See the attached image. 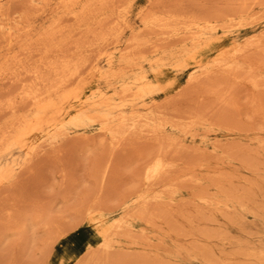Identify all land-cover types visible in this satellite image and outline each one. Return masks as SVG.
Wrapping results in <instances>:
<instances>
[{"label": "rangeland", "instance_id": "374dc122", "mask_svg": "<svg viewBox=\"0 0 264 264\" xmlns=\"http://www.w3.org/2000/svg\"><path fill=\"white\" fill-rule=\"evenodd\" d=\"M59 1L0 0V12L5 10L0 13V127L7 126L14 117L23 116L30 121L32 130L29 136H23L9 152L0 156V170L3 173L0 182V264H76L82 257L87 259L88 252L93 249V255L99 252L101 256L103 251L99 248L104 239L99 235L96 224L83 217L87 206H94L97 212L100 208L106 215L108 225L120 221L121 227H113L112 243L106 250L109 251L108 255L106 252L101 260L98 258L93 264H264V0H260L262 3L258 5L259 0H124L131 5L126 20L114 27L112 24L117 19L116 22L102 23V17L86 25L87 17L84 14L75 16L58 10L56 3ZM28 4L30 9L27 8ZM161 6L177 12L207 16L241 9L243 24L228 26V30L226 27L225 30L219 29L203 36L197 44L200 45L197 59L187 61L185 66L175 68L167 65L155 71L148 67L158 91L138 106L125 107L123 115L128 120L132 116L140 118L142 115L151 118L147 121L146 117H142L137 128L131 131L133 135H126L125 138L123 135L116 143L99 118L107 110L95 108L91 103L100 90H107L109 95L113 93L112 88L106 89L107 84L102 77L120 67L117 62L121 50L127 47L128 39L136 32L151 42L163 41L162 38L172 39L164 44L161 41V44L153 42L158 45V52L175 51L192 42V34L173 38L172 30L168 28L161 31L148 29V32L146 29L144 35L143 18ZM7 16L10 18L8 22H11V25L7 22L8 27L4 25ZM105 25L110 27L106 28ZM110 29L117 32H107ZM51 30L54 40L49 45L45 38ZM93 31L110 34L107 37L109 45L82 47L88 45L89 40H95ZM9 32L12 35L7 34ZM91 33L94 34L93 38ZM7 39L11 40L10 43ZM78 43L81 51H75L77 47L74 45L78 46ZM78 57H84L81 59L84 63ZM63 58L76 63L74 70L67 72L71 74L67 85L45 100L42 108L36 105L30 107L32 97H27L26 93L30 92V87L38 88L36 84L39 82L33 71L39 69L40 74H45L49 64L61 62ZM43 64L46 65L44 68ZM238 67L241 68L237 71L240 74L235 72ZM29 72L34 76L27 77ZM49 73L46 74L49 80L47 88L53 84V74L49 77ZM207 76L212 78L208 79ZM190 83L193 86L196 83L201 85L194 88ZM190 86L194 89L189 90ZM201 91L204 94H200ZM171 102H174V107L170 105ZM9 103L15 104V113L5 109ZM25 104H28V108ZM151 110L154 113L148 114ZM165 111L168 114H161ZM194 111L198 121H195L197 115H193ZM202 112H210V116L206 113L201 118ZM118 114L117 111L109 113L115 118ZM221 117L223 120L219 119ZM142 119L145 125L141 123ZM187 119H194L195 123ZM186 122L189 123L188 127L192 126L185 131ZM166 136L170 137V141ZM162 140L169 144L168 148L165 149L166 144L163 147ZM234 149L235 152H231ZM160 150H163L162 153L166 151V156L170 158L168 160L166 157L165 180L161 175L163 179H159L162 183L157 179L150 186L143 182L144 169ZM113 152L114 161H110L108 158ZM109 161L112 165L108 174L110 177L104 182L100 177L104 165ZM168 163L174 164L175 168ZM145 186L150 187L147 194ZM90 197H95L93 201H96H90ZM137 197H140L139 202H134ZM99 198H102L101 201ZM134 207L137 209L134 210ZM101 208H105L104 211ZM57 225L67 230H61L63 234L57 239L60 240L52 242L51 233L56 231ZM54 243H57L56 246Z\"/></svg>", "mask_w": 264, "mask_h": 264}, {"label": "bare ground", "instance_id": "6f19581e", "mask_svg": "<svg viewBox=\"0 0 264 264\" xmlns=\"http://www.w3.org/2000/svg\"><path fill=\"white\" fill-rule=\"evenodd\" d=\"M25 1H27V0H25ZM31 1V0H30ZM40 1V0H39ZM129 1V0H128ZM243 1V0H242ZM251 1H253V0H251ZM255 2H258V0L256 1V0H254ZM263 1V0H262ZM262 1H260L259 0V2L258 3H256L257 5L258 4H260V3H262ZM88 2H91L89 5H86ZM248 2H250V0H248ZM247 1H246V3H248ZM255 2H254V4H255ZM25 3V2H24ZM30 3V2H29ZM46 4H47V2H45ZM49 3V2H48ZM109 3H112L111 5H109ZM235 3V2H234ZM240 3H242V2H240ZM239 3V4H240ZM51 4V3H50ZM157 4V3H156ZM24 5V4H23ZM37 5V4H36ZM86 5V6H85ZM250 5V4H249ZM41 6V5H40ZM131 6V5H130ZM126 2H124V0H60L59 2H57L56 3V7H57V9L58 10H61V11H63L64 13H67V14H74L75 16H79V15H85L86 17H87V21L85 22V24L87 25V23H89V25H91V21L94 19V21H95V18H100V17H102L101 18V21H102V23H104V22H108V23H110V22H116L115 24L113 23H111L112 24V26L114 27L116 24H121V22L122 21H125L126 19H125V16H126V13L128 12V10H129V7H130ZM246 6H248V5H246ZM46 7H47V5H46ZM224 7V6H223ZM229 8H231V7H234V6H228ZM239 7V6H238ZM238 7H236V9L238 8ZM251 8H252V6H250ZM27 8L28 9H30L29 8V4H28V6H27ZM31 8H32V6H31ZM224 8H226V7H224ZM244 8H245V6H244ZM5 9H7V8H5ZM26 9V8H25ZM37 9V8H36ZM42 9H44V8H42ZM42 9H40L41 11H42ZM239 9V8H238ZM11 10V9H10ZM9 10V11H10ZM33 11H35V8H33L32 9ZM38 10H39V8H38ZM226 10H227V8H226ZM240 10L241 9H239V10H236L235 12H230V11H228V12H222V13H218V14H216V15H212V16H207V15H198V14H189V13H186V12H184V13H182V12H177V11H173L172 9H170V8H168V7H166V6H161V7H158V8H156V9H154V10H152L150 13H148L144 18H143V25H144V31L147 29V32H148V29H154V28H156V29H159L160 31H161V29L163 30H166L167 28L168 29H171L172 30V35H173V38L174 37H177V36H179V35H184V36H186L187 35V37L190 35V34H192L193 35V37H192V42H190V43H186V45L185 46H183V47H181V48H179V49H177V50H175V51H171V52H158V45H156V44H154V43H159L161 40H158V42L156 41H150V40H147V39H145V38H143L140 34H138V32H136L137 34L136 35H132V38L129 40L128 39V44H126L127 45V47L125 48V49H123V50H121V52H120V55H119V59H118V64H119V68L117 69V70H114L113 71V73H111V74H108V75H104L103 77H102V79H104V82L107 84V87H106V89L107 88H112V91H113V93L111 94V95H109V93H108V91L107 90H100L95 96H94V98H93V100H92V103H91V105L93 106V107H95V108H102V109H106L107 111L103 114V115H101V116H99V118H100V120L106 125V127H107V129H108V131H109V133H110V135L112 136V139L113 140H116V143H117V141H119V140H121L122 138H121V136H123V135H125V136H123L124 138L125 137H127L126 135H130L131 134V131L133 132V130H135V128H137V126L139 125V123H140V120H141V118L142 117H146L145 119L147 120V119H149V118H151V117H147V115L146 116H143L142 115V113H141V115H142V117H140V118H135L134 116H132L133 118H129V120H128V118H126L125 119V117H124V115H123V111H124V108L125 107H127V106H129V107H134V106H138L139 104H142V103H144L149 97H151L152 95H154L157 91H158V85L151 79V74H150V72L148 71V67L152 70V71H155V70H158V69H162L164 66H167V65H170V66H172V67H175V68H179V67H182V66H185V64H187V61H190V60H196L197 59V53H198V49H199V47H200V45H197L198 44V42L200 41V40H202L201 38H203V36H205L206 34H210V33H215V32H217L219 29H223V30H225L226 29V27H227V30H228V26H237V25H242L243 24V17H244V15L243 14H240ZM250 9L248 8L247 9V11H249ZM252 10H253V8H252ZM3 10H1V12L0 13H3L2 12ZM8 11V10H7ZM7 11H6V14H7ZM23 11V10H22ZM237 11L239 12V13H237ZM44 12V11H43ZM245 12V11H244ZM250 12V11H249ZM26 13V12H25ZM34 13V12H33ZM37 13H39V14H41L39 11L37 12ZM259 13H260V11H259ZM5 14V13H4ZM9 14V13H8ZM21 14V13H20ZM23 14V13H22ZM31 15L32 14H30V17H31ZM35 15V14H34ZM37 16H39L38 14H36ZM14 16V15H13ZM36 16V17H37ZM75 16H74V18H75ZM9 17H12V16H10L9 15ZM8 16H7V20L6 19H4V20H6V22L4 23V25L5 26H7L8 25V20L10 19ZM16 17V16H15ZM20 17V16H19ZM23 17H25V16H23ZM22 17V18H23ZM29 17V18H30ZM33 17V16H32ZM31 17V18H32ZM13 18V17H12ZM11 18V19H12ZM260 18V17H259ZM259 18H257V19H259ZM18 19V18H17ZM26 19H27V16H26ZM25 19V20H26ZM53 19V18H52ZM51 19V20H52ZM117 19V20H116ZM262 19H263V17H262ZM15 20V19H14ZM19 20V19H18ZM76 20V19H75ZM116 20V21H115ZM13 21V20H12ZM24 21V20H23ZM83 21V20H82ZM254 22H255V19L253 20ZM253 21H251V22H253ZM262 21V20H261ZM8 22V23H7ZM18 22H21V21H18ZM28 22V21H27ZM250 22V23H251ZM3 23H1V24H3ZM79 23H80V21H79ZM78 23V24H79ZM101 23V24H102ZM10 25H11V22L9 23ZM13 24V23H12ZM123 24H125L124 22H123ZM252 24H254V23H252ZM67 25H68V23H67ZM88 25V26H89ZM9 26V25H8ZM7 26V27H8ZM14 26H15V24H14ZM17 26V25H16ZM15 26V27H16ZM20 26V25H19ZM111 26V29L113 28ZM127 26V25H126ZM13 27V26H12ZM21 27V26H20ZM19 27V28H20ZM30 27V26H29ZM68 27V26H67ZM69 27H70V25H69ZM80 27H82V25L80 26ZM90 27V26H89ZM96 27V26H95ZM104 27H108V25H105ZM110 27V26H109ZM108 27V28H109ZM241 27H244V26H241ZM246 27V26H245ZM0 28H1V26H0ZM86 28V27H85ZM91 28V27H90ZM225 28V29H224ZM234 28V27H233ZM12 28H9V30H11ZM16 29H18L17 27H16ZM28 29V28H27ZM26 29V30H27ZM31 29V28H30ZM89 29V28H88ZM101 29V28H100ZM107 30V32L109 31V33L112 31V32H115V31H113V30ZM122 29V27L119 29L120 30V32L122 31L121 30ZM232 29V28H231ZM2 30V29H1ZM19 30V29H18ZM23 30V29H22ZM26 30H25V32H26ZM53 30V29H52ZM52 30H51V32L50 33H48V35H46V41L49 43V45L50 44H52V41L54 40V38H53V33L54 32H52ZM56 30H57V27H56ZM89 31H92L91 29H89ZM106 31V30H105ZM38 32V31H37ZM84 32H86V31H84ZM83 32V34H85ZM87 32H88V30H87ZM94 33H95V35L94 34H92V38H93V35H94V38L93 39H95L94 41H91L90 42V40L88 41L89 43H87L88 45H82V47H98V48H100V47H103V46H105V45H109V43H108V36L110 37V34H108L107 32H103V31H100V32H95V31H93ZM111 32V33H112ZM117 32V31H116ZM120 32L118 33V34H120ZM167 31H165V33H166ZM22 33V32H21ZM90 33V32H89ZM142 33H144V32H142ZM7 34H11L12 35V32H9V33H7ZM35 34V33H34ZM82 34V35H83ZM90 34V35H91ZM146 34V31H145V33H144V35ZM149 34V33H148ZM155 34V33H154ZM5 35H6V32H5ZM15 35V34H14ZM51 35V36H50ZM89 35V36H90ZM158 35V34H157ZM160 35V34H159ZM118 36H120V35H118ZM149 36H151V35H149ZM5 37H7V36H5ZM10 37V36H9ZM13 37H15V36H13ZM12 37V38H13ZM81 37V36H80ZM115 37V39H117V36H114ZM158 37V36H157ZM160 37V36H159ZM1 38H2V36H1ZM8 38V37H7ZM84 38H87L86 36L84 37ZM5 39V38H4ZM75 39H79V38H75ZM89 39V38H88ZM163 39V41H161V42H163V44H164V42L166 41L167 42V40L170 42V41H172V39H165L164 40V38H162ZM8 40V39H7ZM10 40V39H9ZM8 40V41H9ZM80 40V39H79ZM79 40H76V41H79ZM84 40V44H86L85 43V39H82V41ZM113 40V39H112ZM11 41V40H10ZM10 41H9V43H10ZM75 41V42H76ZM82 41H80V44H83V42ZM206 41V40H205ZM74 42V44H76ZM82 42V43H81ZM154 42V43H153ZM161 42H160V44H161ZM201 42V41H200ZM250 42V41H249ZM115 43V42H114ZM174 43V42H173ZM7 44V43H6ZM154 44V45H153ZM36 46H37V44H36ZM71 46H73V45H71ZM70 46V47H71ZM74 46H76L77 47V49L75 50V51H77L78 49H80V51L82 50V48H79V43H78V46L77 45H74ZM21 47V46H20ZM106 47V46H105ZM263 47H264V45H263ZM54 48V47H53ZM91 48H89V49H91ZM241 48V47H240ZM239 48V49H240ZM23 49H24V47H23ZM39 49V48H38ZM56 49V48H55ZM59 49V48H58ZM70 50V49H69ZM47 51H50V50H47ZM61 51V50H60ZM79 51V50H78ZM103 52V51H102ZM236 52V51H235ZM254 52V51H253ZM256 52V51H255ZM259 52V51H258ZM82 53V52H81ZM80 53V54H81ZM91 53V52H90ZM154 53V55H152ZM238 53V52H237ZM25 54V53H24ZM51 54V53H50ZM59 54V53H58ZM86 54H88L87 52H86ZM148 54V55H147ZM236 54V53H235ZM259 54V53H258ZM55 55V54H54ZM65 55H66V53H65ZM81 55H83V54H81ZM233 55V54H232ZM77 56H78V54H77ZM100 56V55H99ZM22 57V56H21ZM73 57V56H72ZM72 57L70 58L71 60H72ZM237 56L235 55V58H236ZM246 57V56H245ZM60 57H58L56 60H58ZM79 59H80V57H78ZM243 58V57H242ZM21 59V58H20ZM69 58L67 59V60H64V58H63V61H61V62H59V61H55V62H52L51 64H49V66H47V68H46V70L49 72L50 71V73H49V77H50V75H52L53 74V77L51 76V78H53V79H51V81H52V85H50V87L49 88H47V86H49L48 85V83H49V80L47 79L48 78V76L46 75V74H48V72L46 73L45 71V74H43V73H39V69H37L36 70V72L38 71V73L36 74V72H34L33 70V73H35V79L36 80H38L39 82L36 84L37 85V87L38 88H36V87H34V88H27L30 92H28V93H26V95L28 94V96L27 97H32V102H33V104L31 105H29L30 107H34L35 105L37 106V107H40V108H42V106H43V103H45V100H48V99H50V97L53 95V94H57L58 92H59V90H61V89H63L66 85H67V83H68V81H69V77H70V75H68L67 74V72H70V70L72 71V70H74L73 69V67L75 68V66H76V63H74L73 61H71ZM82 59V58H81ZM80 59V60H81ZM83 59H84V57H83ZM82 59V60H83ZM91 59V58H90ZM247 59H248V56H247ZM40 60H41V58H40ZM61 60V59H60ZM81 60V62H83L84 63V61H82ZM231 60V59H230ZM49 61V60H48ZM51 61H53V60H51ZM79 60H77V62H78ZM229 61V60H228ZM237 61V60H236ZM252 61V60H251ZM44 62H46V61H44ZM234 62V61H233ZM3 63V62H2ZM20 64H22L21 62H19ZM32 63V62H31ZM41 63V62H40ZM50 63V62H49ZM145 63H147L148 64V66H146V64ZM80 64V63H79ZM86 64V63H85ZM235 64V63H234ZM9 65V64H8ZM30 65V64H29ZM34 65V64H33ZM208 65V64H207ZM22 66H25V65H22ZM32 66V65H31ZM35 66V65H34ZM38 66V65H37ZM44 66H46V65H44L43 64V68H44ZM212 66V65H211ZM219 66V65H218ZM228 66H230V65H228ZM228 66L226 67V69L228 68ZM236 66V65H235ZM28 67V66H27ZM41 67V66H40ZM80 67H82L81 65H80ZM85 67H86V65H85ZM217 67V66H216ZM7 68V67H6ZM9 68V67H8ZM7 68V69H8ZM25 68V67H24ZM37 68V67H36ZM231 68V67H230ZM251 68V67H250ZM249 68V69H250ZM42 68H40V70H41ZM223 69V68H222ZM233 69V68H232ZM232 69H229L230 71L232 70ZM239 69H241V68H239L238 67V70H237V68L235 69L236 71V73H239L240 74V72H237V71H239ZM2 70H3V68H2ZM6 70V69H5ZM224 70V69H223ZM228 70V69H227ZM222 71V70H221ZM248 71H250V70H248ZM4 72V71H3ZM9 72H10V70H9ZM27 71H26V68H25V73H26ZM41 72V71H40ZM76 72V71H75ZM223 72V71H222ZM229 72V71H228ZM232 72H234V69H233V71ZM235 72H234V74H235ZM1 73V72H0ZM7 73V72H6ZM32 73V72H31ZM32 73V74H33ZM73 73V72H72ZM78 73V72H77ZM224 73V72H223ZM246 73V72H245ZM2 74V73H1ZM0 74V75H1ZM29 74H30V72H29ZM32 74H30V75H27V74H25V75H23V76H26L27 75V77L29 76L30 78L32 77V76H34V74L32 75ZM74 74V73H73ZM73 74H72V77H73ZM253 74V73H252ZM14 75V74H13ZM32 75V76H31ZM204 75V74H203ZM203 75H201V76H203ZM206 75H207V73H206ZM211 75V74H210ZM237 75V74H236ZM250 75H251V73H250ZM2 76V75H1ZM0 76V77H1ZM10 76V78H11V75H9ZM16 76V75H15ZM22 76V77H23ZM47 76V77H46ZM56 78H55V77ZM200 76V77H201ZM213 77H214V75H212ZM249 76V75H248ZM247 76V77H248ZM257 75H255V77H256ZM8 77V76H7ZM18 77V76H17ZM82 77V76H81ZM208 77V76H207ZM258 77V76H257ZM4 78V77H3ZM6 78V77H5ZM9 78V77H8ZM21 78V77H20ZM54 78H55V80H54ZM210 78H212L211 76H210ZM209 77H208V79H210ZM228 78V77H227ZM233 78V77H232ZM235 78V77H234ZM240 78V77H239ZM242 78V77H241ZM250 78V77H249ZM1 79V78H0ZM195 80H196V77L194 78ZM206 79V78H205ZM225 79V78H224ZM246 79V78H245ZM7 80V79H6ZM11 80H13V79H11ZM17 80V79H16ZM198 80V79H197ZM196 80V81H197ZM226 80V79H225ZM256 80V79H255ZM259 80V79H258ZM32 81H33V83L35 84V80H33V78H32ZM189 81H191V80H189ZM215 81V80H214ZM1 82V81H0ZM22 82V81H21ZM28 82H30V84H32L31 83V81H28ZM203 82V81H202ZM217 82V81H216ZM227 82V81H226ZM10 83H12V82H10ZM23 84H25L24 82H22ZM27 83V82H26ZM198 83V82H197ZM196 83V84H197ZM206 83V82H205ZM15 84V83H14ZM29 84V83H28ZM191 84V83H190ZM189 84V85H190ZM196 84H194V86L191 84V86H193L194 88H197L196 86H198V85H201V84H198V85H196ZM38 85H40V87L38 86ZM190 86V87H191ZM219 86V85H218ZM218 86H217V88H218ZM189 87V86H188ZM193 87H191L189 90H191V89H194ZM205 87H206V85H205ZM209 87V86H208ZM3 88V87H2ZM163 88V87H162ZM1 89V88H0ZM5 89V88H4ZM31 89V90H30ZM206 89H208V88H206ZM219 89V88H218ZM12 90V89H11ZM27 90V91H28ZM189 90H188V92H189ZM6 91V90H5ZM17 91V90H16ZM21 91V90H20ZM98 90H96V92H97ZM185 91V90H184ZM208 91V90H207ZM18 92V91H17ZM21 92H24V91H21ZM20 92V93H21ZM186 93H187V90L185 91ZM195 92V91H194ZM202 92V91H201ZM204 92H205V90H204ZM204 92H202V93H200V94H204ZM196 93V92H195ZM194 93V94H195ZM197 93L199 94V91H197ZM217 93V92H216ZM19 94V93H18ZM77 94V93H76ZM76 94H73V96L74 95H76ZM190 94V93H189ZM193 94V95H194ZM197 94V95H198ZM212 94V93H211ZM215 94V93H214ZM15 95V94H14ZM193 95H191L192 97H193ZM196 95V94H195ZM221 95V94H220ZM219 95V96H220ZM20 96V95H19ZM45 96V97H44ZM26 97V98H27ZM174 98H175V96H173ZM189 97V96H188ZM230 97V96H229ZM173 98V99H174ZM181 98H183L182 96H181ZM0 99H2V98H0ZM20 99V98H19ZM177 99V98H176ZM222 99V98H221ZM10 100L11 99H9L8 101L10 102ZM200 101L202 100V99H199ZM2 100H0V105H1V102ZM8 101H6L7 103H8ZM21 101V100H20ZM170 100H166L165 102H169ZM6 102H4L3 104H5ZM220 102V101H219ZM30 103V102H29ZM174 103V102H173ZM172 102H171V104L170 105H172L173 104ZM229 103V102H228ZM19 104H20V102H19ZM22 104H23V101H22ZM62 104V103H61ZM169 104V103H168ZM168 104H167V106H168ZM197 105V104H196ZM200 105H202L201 104V102H200ZM205 105V104H204ZM203 105V106H204ZM222 105H224V104H222ZM227 105V104H226ZM18 106V105H17ZM25 106H26V104H25ZM173 107L175 106V104L174 105H172ZM206 107H208L207 105H205ZM219 105H217L216 107H218ZM227 106H229V105H227ZM27 108H28V104H27V106H26ZM26 107H25V109H26ZM158 107V106H157ZM162 107H164V106H162ZM170 107V106H169ZM172 107V108H173ZM200 107V106H199ZM206 107H204L205 108V110H210V109H206ZM1 109H2V106L0 107ZM4 108V107H3ZM197 108V107H196ZM200 108H203L202 106L200 107ZM203 108V109H204ZM210 108V107H209ZM220 108V107H219ZM219 108H217V109H219ZM228 108V107H227ZM5 109H9V110H11V112L12 113H15V109H16V106H15V104H13V103H9V104H7L6 106H5ZM30 109V108H29ZM192 109H194V108H192ZM7 110H6V112H7ZM37 110H38V108H37ZM215 110V109H214ZM230 110V109H229ZM23 111V110H22ZM113 111H117V112H119V114H118V117H112V116H110L109 115V113H112ZM199 110L197 109V112H198ZM220 111V110H219ZM0 112H1V110H0ZM10 112V111H9ZM18 112H20V111H18ZM174 112H175V110H174ZM180 112V111H179ZM201 112V111H200ZM211 112V111H210ZM210 112L208 113V112H206L207 114H208V116H210ZM225 112V111H224ZM21 113V112H20ZM19 113V114H20ZM153 114L154 113V111L153 110H151L150 112H148V114ZM168 114L166 111L163 113H161V114ZM184 113V112H183ZM206 113H201V118H204L202 115L204 114H206ZM223 113V112H222ZM231 113V112H230ZM138 114H140V113H138ZM137 114V115H138ZM159 114V113H158ZM157 114V115H158ZM178 114V113H177ZM177 114H175V115H177ZM185 114V113H184ZM192 114V113H191ZM196 113H195V111H194V113H193V115H195ZM212 114V113H211ZM213 114L214 115H216L214 112H213ZM232 114V113H231ZM14 115V114H13ZM131 115V114H130ZM141 115H138V116H141ZM160 115V114H159ZM197 115V114H196ZM153 116V115H152ZM178 116H180V115H178ZM183 116V117H182ZM181 116V118H182V120L184 121V115H182ZM189 116H191V115H189ZM189 116H186V117H188V118H190ZM217 116V115H216ZM230 116V115H229ZM153 117H155V116H153ZM177 117V116H176ZM212 117V116H211ZM218 117V116H217ZM228 117V116H227ZM11 118V117H10ZM158 118V117H157ZM160 118V117H159ZM162 118V117H161ZM165 118V117H164ZM192 118V117H191ZM207 118V117H206ZM206 118L204 119L205 121H204V123L206 122ZM208 118H210V117H208ZM213 118V117H212ZM211 118V119H212ZM210 119V121H212V120H216V118L214 117V119H212L211 120ZM219 119H222V117L221 118H219ZM227 119V118H226ZM188 120V119H187ZM198 121V115H197V117H196V119H195V121ZM203 120V119H202ZM208 120V119H207ZM214 120V121H215ZM223 120V119H222ZM5 121H7V120H5ZM4 121V122H5ZM148 121V120H147ZM189 122H194L195 123V121H194V119H193V121H191V119L190 120H188ZM200 121V120H199ZM176 122V121H175ZM181 122V121H180ZM200 122H202V121H200ZM142 124H144L145 125V123H144V121H143V119H142V122H141ZM165 123H167V122H165ZM171 123H173V126H174V122H171ZM187 123L188 122H186V125H185V127H184V129H185V131L187 130V128H190V127H188L187 126ZM210 123V122H209ZM30 121L26 118V117H23V116H19V117H14V119L7 125V126H5V127H0V156L1 155H3V154H5V153H7V152H9L10 150H11V148L15 145V143L19 140V139H21L23 136H29V134L32 132V130H31V126H30ZM163 124V123H162ZM180 124V123H179ZM183 124V123H182ZM189 124V123H188ZM196 124H198L197 122H196ZM199 124H202L203 125V123H199ZM212 124V123H211ZM219 124V123H218ZM46 125V124H45ZM166 125V124H165ZM168 125V124H167ZM169 125H171L170 124V122H169ZM147 126H149V125H147ZM172 126V125H171ZM182 126V125H181ZM181 126H179L178 128L181 130ZM187 126V127H186ZM61 127V126H60ZM150 127V126H149ZM156 127V126H155ZM175 127V126H174ZM173 127V128H174ZM151 128V127H150ZM154 128V127H153ZM143 129H145V127L143 128ZM189 130V129H188ZM59 131V130H58ZM137 131V130H136ZM143 131V130H142ZM141 131V132H142ZM145 131V130H144ZM143 131V132H144ZM60 132V131H59ZM142 132V133H143ZM150 132V131H149ZM210 132V131H209ZM141 133V134H142ZM145 133H148V131L147 132H145ZM150 133H152V132H150ZM149 133V134H150ZM57 134V133H56ZM131 135H133V134H131ZM135 135V134H134ZM139 136H140V134H138ZM60 136H62V134L60 135ZM146 136V135H145ZM148 136V135H147ZM159 136V135H158ZM149 137L151 138V135H149ZM153 137V136H152ZM157 137V136H156ZM161 137V136H160ZM165 137V136H164ZM163 136H162V138H164ZM168 136H166V138H167ZM121 138V139H120ZM158 139L160 140V138L158 137ZM168 139V141H170L169 139H170V137H168L167 138ZM167 139H166V141H167ZM172 139V138H171ZM148 140V139H147ZM124 141V140H123ZM123 141H121V142H123ZM126 141V140H125ZM124 141V142H125ZM128 141V140H127ZM151 141V140H150ZM172 141V140H171ZM41 142V141H40ZM113 142V141H112ZM131 142V141H130ZM138 142V141H137ZM165 142V141H164ZM163 142V140L161 141V144H166V146L167 147H165V145L163 146V147H165V149L166 148H168V145H167V143H164ZM264 143V142H263ZM112 144V143H111ZM115 144V143H114ZM118 144H119V142H118ZM118 144H117V146L116 147H118ZM175 144V143H174ZM178 144V143H177ZM177 144H175V145H177ZM236 144V143H235ZM42 145H44V144H42ZM116 145V144H115ZM114 145V146H115ZM171 145V144H170ZM232 145V144H231ZM241 145H243V144H241ZM40 146V145H39ZM174 146V145H173ZM172 146V147H173ZM246 146V145H245ZM233 147V146H232ZM44 148H45V146H44ZM47 148V147H46ZM112 148H113V146H112ZM171 148V147H170ZM173 148H176V146H174ZM179 148V147H178ZM182 148V147H181ZM234 148V147H233ZM37 149V147L36 148H34V150H36ZM115 149V148H114ZM113 149V151L115 152V150ZM177 149V148H176ZM231 150H232V148H230ZM249 149V148H248ZM121 150V149H120ZM164 150V149H163ZM162 150V151H163ZM171 150V149H170ZM175 150V149H174ZM162 151L160 150V153L159 154H157L155 157H153L152 158V161H150L149 162V164H146L147 165V167H145L146 169H144V176L142 177L143 178V182H146V184H148V185H150V186H152L153 184H155L156 182V180L158 179V181L160 180L159 178H161V180L164 178V176H165V174H164V171H165V168H166V157L168 158V156H166V151L165 152H163L162 153ZM114 152L111 154V158L109 157L108 159L110 160V161H112L113 159H114ZM231 152H235V149H234V151H231ZM36 153V152H35ZM108 153H110V152H108ZM107 153V154H108ZM165 153V154H164ZM171 153V152H170ZM118 154V153H117ZM34 155V154H33ZM171 154H169V156H170ZM109 156V155H108ZM116 156V155H115ZM235 155H233V157H234ZM32 159V158H31ZM170 158H168V160H169ZM108 161V160H107ZM109 161V162H110ZM114 161V160H113ZM29 162V161H28ZM108 162V163H109ZM167 162H169V161H167ZM173 162V161H172ZM100 164V163H99ZM168 164H170V165H172V167L173 166H175L174 164H171V163H168ZM110 167H112V165H111V162L109 163V164H107L106 166L104 165V169L102 170V175H101V177L100 178H102V180L104 181L107 177H110V176H108V174H109V172H110ZM144 167V166H143ZM169 167L170 166H168L167 168L169 169ZM173 168H175V167H173ZM101 169V168H100ZM99 169V170H100ZM169 171H172V169H170ZM19 172V171H18ZM143 172V171H142ZM168 172V171H167ZM173 172V171H172ZM32 173V172H31ZM66 173V172H65ZM96 173H98V172H96ZM9 174V173H8ZM99 174V173H98ZM110 175V174H109ZM133 175V174H132ZM161 175H162V177H161ZM65 176H66V174H65ZM7 177V176H6ZM5 177V178H6ZM16 178V177H15ZM139 178V177H138ZM3 179V173H2V170H0V182H1V180ZM108 179V178H107ZM106 179V180H107ZM136 179V178H135ZM16 180V179H15ZM118 180V179H117ZM161 180H160V182H161ZM164 180H165V178H164ZM163 180V181H164ZM6 181V180H5ZM99 181H101V179L99 180ZM103 181H101V183L103 182ZM113 181V180H112ZM111 181V182H112ZM171 181V180H170ZM105 182V181H104ZM134 182V181H133ZM140 182H141V180H140ZM155 182V183H154ZM4 183V182H3ZM3 183H2V185H3ZM6 183V182H5ZM107 183V182H106ZM114 183V182H113ZM162 183V182H161ZM104 184V183H103ZM157 185V184H156ZM132 186V185H131ZM168 186H170V183L168 182ZM146 187V186H145ZM167 187V186H166ZM172 187V186H171ZM101 188V187H100ZM102 188H104V187H102ZM101 188V189H102ZM106 188H107V186H106ZM133 188H134V186H133ZM150 187H146V189L147 190H145L146 191V194H147V191L148 190H150L149 189ZM169 188V187H168ZM173 188V187H172ZM5 189V188H4ZM98 189V188H97ZM169 190V189H168ZM174 190V189H173ZM142 191V190H141ZM162 191V190H161ZM167 191V190H166ZM170 192L172 191L171 189L169 190ZM149 192V191H148ZM93 193H98V191L97 192H93ZM100 193H101V191H100ZM104 193H106V192H104ZM143 193V192H142ZM158 193V192H157ZM171 193H173V192H171ZM3 194V193H2ZM167 194V193H166ZM165 194V195H166ZM90 195V194H89ZM95 195V194H94ZM93 195V196H94ZM133 195V194H132ZM135 195V194H134ZM169 195V194H168ZM171 195V194H170ZM88 196V195H87ZM146 196V195H145ZM84 197V196H83ZM103 197V196H102ZM106 197H107V195H106ZM105 197V198H106ZM127 197H129V196H127ZM159 197V196H158ZM171 197V196H170ZM87 198V197H86ZM91 198V197H90ZM97 198H98V195H97ZM142 198V197H141ZM160 198V197H159ZM92 200H90V201H92V202H95V201H93V199H96L95 197L94 198H91ZM100 199V198H99ZM102 199V198H101ZM101 199H100V201H101ZM128 199V198H127ZM126 199V200H127ZM140 199V197H137V198H135V200H134V202H137L138 200ZM155 199H157L156 197H155ZM99 200H98V202H97V205H98V203L100 202ZM103 201V200H102ZM107 201V200H106ZM106 201H104V202H106ZM143 201V200H142ZM82 202H84V201H82ZM88 202V201H87ZM108 202V201H107ZM139 202V201H138ZM147 202V201H146ZM152 202V201H151ZM85 203V202H84ZM91 203V202H90ZM92 204V203H91ZM132 204H134V203H132ZM150 204V203H149ZM93 205V204H92ZM100 205V204H99ZM98 205V206H99ZM151 205V204H150ZM84 206H85V204H84ZM107 206V205H106ZM106 206H105V208H106ZM140 206V205H139ZM141 206H142V204H141ZM88 207V206H87ZM86 207V209H84V214H83V217L84 218H86L87 220H88V222H91V223H93V224H96V227H98L97 229H98V232H99V235L104 239V243L102 244V246L99 248L101 251H103V253H102V255L103 254H105L106 252H107V255H108V252L109 251H106V250H109V247H110V243H112L111 242V240L110 239H112V237L111 236H113L112 234H113V230H114V226H116V228H118L119 227V223H120V221L118 222V223H114L113 225H108L107 223H106V218H105V214L104 213H102L101 211H100V208H99V211L97 212V208H95L94 206H90V207H88L87 208ZM100 207H102V206H100ZM104 207V206H103ZM105 208H101V210H103L104 211V209ZM135 208L136 207H134V210H135ZM145 208V207H144ZM81 209H83L82 207H81ZM137 209V208H136ZM143 209V208H142ZM146 209L147 210H149V208H147L146 207ZM80 210V209H79ZM81 211V210H80ZM79 211V212H80ZM107 211V210H106ZM139 211H141V210H139ZM143 211H144V209H143ZM157 211V210H156ZM83 212V211H82ZM136 212V211H135ZM138 212V211H137ZM158 212V211H157ZM156 212V213H157ZM142 213V212H141ZM144 213L146 214V212L144 211ZM80 214H82V213H80ZM140 214V213H139ZM155 215V214H154ZM126 216V215H125ZM124 216V217H125ZM128 216V215H127ZM148 217V216H147ZM150 218V220H151V217H149ZM127 219H129V218H127ZM138 219V218H137ZM143 219V218H142ZM144 220V219H143ZM147 220V219H146ZM107 221H108V219H107ZM125 221V220H124ZM123 222L121 221V224H122ZM66 225V224H65ZM124 227H126V225H124ZM62 228V227H61ZM121 227H119V229H120ZM128 228V227H127ZM74 229H75V227H74ZM56 231H54V232H52L51 233V240H52V242H53V240L55 241V240H57L58 239V237L60 236V235H62L63 233L61 232V230L63 231V232H65L66 230H67V228H65V230H63V229H60V227H59V225H57L56 226V229H55ZM71 230V229H70ZM69 230V231H70ZM133 230V229H132ZM116 231V230H115ZM127 231V230H126ZM119 232V231H118ZM62 233V234H61ZM71 233H72V231H71ZM65 234V233H64ZM124 234H126V233H124ZM127 235V234H126ZM130 235V234H129ZM66 236H67V234H66ZM125 236V235H124ZM117 237V236H116ZM119 237V236H118ZM123 237V236H122ZM61 238H64V237H62L61 236ZM115 238V237H114ZM131 238V237H130ZM60 240V239H59ZM59 240H57V241H59ZM129 241V240H128ZM52 242L51 241H49L48 243H50V245L52 244ZM116 243V242H115ZM57 244V243H56ZM56 244L54 243L53 245H55L56 246ZM112 246V245H111ZM116 246V245H115ZM120 246V245H119ZM51 247V246H50ZM49 248V247H48ZM52 248H54V247H51V249ZM88 249V248H87ZM94 250V249H93ZM93 250H90L89 252H88V258L87 259H85L84 260V258H86V257H82V262L83 263H81L80 261H78V263H76V264H93L94 262H96L97 261V259L99 258L100 260H101V256H100V254H98L99 252H97V254L99 255L97 258H96V256L95 255H97V254H95V255H93V253H92V251ZM99 250V251H100ZM100 251V252H101ZM105 251V252H104ZM116 253V252H115ZM87 254V253H86ZM91 254H92V256H91ZM111 254V253H110ZM48 255V254H47ZM46 255V256H47ZM55 255V254H54ZM112 255V254H111ZM106 256V255H105ZM105 256H104V258L103 259H105ZM113 257V256H112ZM109 258H110V255H109ZM46 259V258H45ZM115 259H116V257H115ZM150 259V258H149ZM110 260V259H109ZM114 260V259H113ZM71 261V260H70ZM116 261H118V260H116ZM99 262V261H98ZM120 263V262H119ZM263 263V262H262ZM33 264H42L41 262L40 263H38V262H34ZM149 264V263H148Z\"/></svg>", "mask_w": 264, "mask_h": 264}]
</instances>
